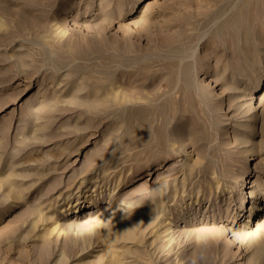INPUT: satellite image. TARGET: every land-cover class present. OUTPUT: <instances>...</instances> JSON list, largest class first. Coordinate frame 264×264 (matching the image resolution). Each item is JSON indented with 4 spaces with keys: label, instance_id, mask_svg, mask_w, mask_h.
I'll return each instance as SVG.
<instances>
[{
    "label": "rangeland",
    "instance_id": "rangeland-1",
    "mask_svg": "<svg viewBox=\"0 0 264 264\" xmlns=\"http://www.w3.org/2000/svg\"><path fill=\"white\" fill-rule=\"evenodd\" d=\"M261 187L264 0H0V264H264Z\"/></svg>",
    "mask_w": 264,
    "mask_h": 264
},
{
    "label": "bare ground",
    "instance_id": "bare-ground-1",
    "mask_svg": "<svg viewBox=\"0 0 264 264\" xmlns=\"http://www.w3.org/2000/svg\"><path fill=\"white\" fill-rule=\"evenodd\" d=\"M255 169V168H254ZM258 170V169H257ZM257 170H254V172L255 173H257ZM259 173V172H258ZM257 175H259V174H257ZM247 180H244V185H243V189L244 190H246L249 186H248V184H249V182H247ZM259 182V181H258ZM255 186V185H254ZM258 186V185H257ZM256 186V187H257ZM253 187V186H252ZM257 188H259V187H257ZM257 188H255L254 189V191H252L251 193H253L254 195L256 194L255 193V191L257 190ZM257 191H259V193L261 192L262 193V195H261V198H262V200H264V188L262 189V187H261V189H259V190H257ZM253 199V198H252ZM76 210H75V212H79V211H81V210H83V209H80V207L79 208H76V206L74 207ZM257 207L256 206H254L253 205V208L250 210V212H249V216L248 217H251L252 216V214H254V211H255V209H256ZM67 210H69L70 209V207L69 208H66ZM64 211H65V209H64ZM250 220H249V218H248V222H249ZM150 223V222H149ZM148 223V224H149ZM162 223V222H161ZM145 226H147V224L145 225ZM245 226V225H244ZM139 228V227H138ZM163 230H162V232L161 233H166V234H168L169 235V229H170V227L167 225V224H165L164 226H163V228H162ZM145 235V234H144ZM247 234L246 233H243V234H240V236H242V237H245ZM172 237V236H171ZM171 237H169L171 240H172V238ZM125 239H127V238H125ZM169 239V240H170ZM105 240V239H104ZM108 241V240H107ZM110 242V241H109ZM111 243V242H110ZM108 244V243H107ZM106 251V250H105ZM106 253H108V252H106ZM113 253H115V252H113ZM128 254V253H127ZM255 254H256V256L257 257H259L258 255H260V256H262L261 254H259V252H258V250L256 249L255 250ZM115 254H108L107 256H109V258L107 257L106 259H107V262H104V263H106V264H117L118 262H119V259H117V255L116 256H114ZM104 257H106L105 256V254H104ZM60 258V257H59ZM120 258V257H119ZM123 259V258H122ZM101 260H102V257H101ZM129 262V261H128ZM103 264V263H102Z\"/></svg>",
    "mask_w": 264,
    "mask_h": 264
}]
</instances>
